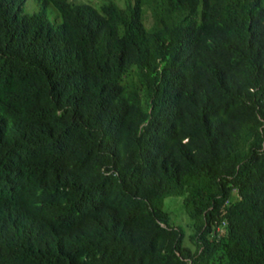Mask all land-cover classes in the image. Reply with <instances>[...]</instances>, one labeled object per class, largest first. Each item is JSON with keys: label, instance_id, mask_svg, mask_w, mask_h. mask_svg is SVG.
Segmentation results:
<instances>
[{"label": "trees", "instance_id": "trees-1", "mask_svg": "<svg viewBox=\"0 0 264 264\" xmlns=\"http://www.w3.org/2000/svg\"><path fill=\"white\" fill-rule=\"evenodd\" d=\"M25 1L0 0V264H264V0Z\"/></svg>", "mask_w": 264, "mask_h": 264}, {"label": "rangeland", "instance_id": "rangeland-1", "mask_svg": "<svg viewBox=\"0 0 264 264\" xmlns=\"http://www.w3.org/2000/svg\"><path fill=\"white\" fill-rule=\"evenodd\" d=\"M33 1L35 3V9L38 7V4L35 0H26L25 5H24L26 10L34 9ZM85 1H93V0H85ZM174 197L175 195H170V196L165 197L164 206L166 209L170 210L171 212V215H172L171 221L174 222L175 224H181L182 226L184 225L185 226L184 230L186 232L189 230V228L187 227L186 216L184 214H180L183 212V210L180 207L176 206Z\"/></svg>", "mask_w": 264, "mask_h": 264}, {"label": "built area", "instance_id": "built-area-1", "mask_svg": "<svg viewBox=\"0 0 264 264\" xmlns=\"http://www.w3.org/2000/svg\"><path fill=\"white\" fill-rule=\"evenodd\" d=\"M219 226H216V229L218 230Z\"/></svg>", "mask_w": 264, "mask_h": 264}]
</instances>
